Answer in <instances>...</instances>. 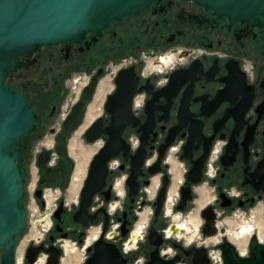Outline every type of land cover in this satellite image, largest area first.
I'll return each instance as SVG.
<instances>
[{
    "label": "flooded vegetation",
    "instance_id": "af4514ba",
    "mask_svg": "<svg viewBox=\"0 0 264 264\" xmlns=\"http://www.w3.org/2000/svg\"><path fill=\"white\" fill-rule=\"evenodd\" d=\"M255 18L231 21L192 0H154L139 12L110 21L99 32L86 31L80 40L42 44L28 57L18 55L20 64L15 71L7 72L4 84L33 108L32 131L43 133L63 109L67 117L94 77L97 82L90 99L85 100L77 129L96 97L100 101L94 120L102 117L107 125L112 114L105 104L116 92V77L121 70L131 69L132 73L127 71L126 75L134 77L135 82L131 79L121 89L118 100L121 113L125 112L124 102L130 101L131 113L138 122L123 131L131 155L146 132L145 157L135 173V195L129 196L126 183L131 159L119 154L111 160L112 165L109 162L107 184L94 198L90 213L105 207L106 230L101 212L87 226L73 220L79 193L76 201L68 204L60 196L59 203L63 201L64 206L60 219L52 215L41 240L27 241L21 264H28L27 255L47 264L50 252L46 250L53 251L59 239L64 244L68 240L74 245L69 239L77 241V252L78 248L84 252L77 264H83L101 235L119 249L126 264H169L172 260V264H195L193 252L201 247L206 249L208 264H213L207 240L215 235L203 234V210L211 206L214 224L221 231L220 219L234 210H248L264 197V184L258 183V189L252 184L254 174L264 175V26L259 23L264 18ZM103 81L107 87L98 96ZM58 127L60 132L62 125ZM169 137L172 139L156 165L159 148ZM25 144L22 138L24 162ZM199 161L200 181L194 184L187 181V174ZM155 166L158 171L150 174ZM165 177V199L156 216L154 203ZM186 186L190 187L191 199L179 209L181 188ZM172 187L170 209L166 201L170 203L167 198ZM37 189L43 195L46 186L38 182ZM42 195L37 198L40 204ZM146 206H150L149 212H145ZM151 227L161 236L159 244L148 239ZM93 233V240L88 241ZM30 246L33 248L29 250ZM37 246L43 249L34 250ZM154 251L158 257L152 258ZM63 255H59L58 264Z\"/></svg>",
    "mask_w": 264,
    "mask_h": 264
},
{
    "label": "water",
    "instance_id": "95a60500",
    "mask_svg": "<svg viewBox=\"0 0 264 264\" xmlns=\"http://www.w3.org/2000/svg\"><path fill=\"white\" fill-rule=\"evenodd\" d=\"M154 0H0V264H15V250L21 233L27 227V211L20 201L25 195V178L27 171L21 150V139L29 134L35 127V113L27 100L17 91L4 84L8 71H15L20 61L18 55L30 56L42 44H53L66 40H80L88 30L99 32L112 20H118L123 15L139 12ZM206 8L213 10L218 16L226 15L231 21L255 20L256 16L264 18V0H192ZM264 26V21L259 22ZM131 69L121 70L116 77V92L108 96L105 109L112 114L107 125L103 124V118L95 119L85 131L84 139L87 143H93L105 137V141L93 155L83 186L79 193L77 208L73 213V220L83 225L93 221L97 213L104 214L103 231L107 228L108 214L104 206L94 213H90L94 198L107 184L109 174L108 164L119 154L123 158L131 159L130 175L127 178L129 196L135 195V173L142 165L145 151L146 132L140 136L141 144L134 155L130 154L129 144L123 137V131L127 125H136L138 122L130 110V101L124 102L125 112L121 113L119 100L121 89L135 78L126 75ZM97 82L94 77L85 93L77 100L67 117L62 122V130L55 133L54 151L58 156L55 166L47 167L51 150L43 148L36 159V165L41 170L39 184L46 187L67 189L74 168V160L68 151V141L71 133L83 119L86 103L90 99L93 87ZM123 114V115H121ZM150 116V113H149ZM142 127H145L142 126ZM159 148V157L156 165L160 163L165 147ZM202 161L194 163L187 174V181L198 183L201 175ZM159 169L152 167L149 172L154 174ZM258 178L259 182L254 179ZM258 183L264 184L263 174H254L252 184L258 189ZM167 178L155 200V215L160 212L165 199ZM264 192V185H261ZM41 189H37L35 196L40 199ZM110 199V190L105 192V200ZM191 199L190 187L181 188V200L179 209ZM41 205L43 201L41 200ZM64 210L63 201L53 213L55 219H60ZM202 216L205 219L203 234L213 236L219 234L214 224L215 216L211 212V206L206 207ZM175 231V229H173ZM123 233H125L123 231ZM148 239L152 244H159L161 236L153 227L149 230ZM63 239H59L50 252L47 264H58L59 255L63 253ZM93 251L83 264H126L119 249L113 244L107 243L101 235L93 243ZM33 248L30 246L28 249ZM43 249L41 246L34 250ZM222 264H264V241H260L256 235L249 238L246 254H241L237 247L227 238H223L219 244ZM196 257L195 264H208L206 249L199 248L193 252ZM152 258L158 257L157 251L152 253ZM28 264L36 262L35 256L29 258ZM174 260L170 261L172 264Z\"/></svg>",
    "mask_w": 264,
    "mask_h": 264
},
{
    "label": "rangeland",
    "instance_id": "374dc122",
    "mask_svg": "<svg viewBox=\"0 0 264 264\" xmlns=\"http://www.w3.org/2000/svg\"><path fill=\"white\" fill-rule=\"evenodd\" d=\"M62 114H63V111H62ZM61 117H62V115L59 118L57 116L56 118L52 119L51 122L46 127V130L43 133L38 134V132H33L32 134L24 137V141L26 142L24 158H25V168H26V171H27V175H26V178H25V198L23 200V205L26 207L28 222H27V228L25 229V231L23 232V234L20 237V242H19L18 248H17L16 253H15L16 264H21L22 251H23V249H24V247H25L30 235L33 233L34 230H37V229L40 228L39 226H37L35 224L34 220L37 217H36V214L34 213V206L32 205V202H34V199L37 200V197L35 196V193H34L35 191H33V190L36 187L35 185L39 182L38 180H39L40 173H41V170L36 165V159H37V156H38L39 152L43 148L49 149V148H51V145H53V147L51 149H49V150H54L55 133L59 130L58 126L62 125ZM86 127L82 130L81 134L79 135V138H80V142H82L83 146H88V144L90 146V144L92 145V143H87L85 141V139H84V133H85ZM51 130H53L54 132H52ZM76 131L77 130H75L74 132H76ZM71 136H73V133H71L70 137ZM97 142H100V145L95 148V150L90 155L91 157H89V159H88L89 161L87 162V166H86V174H87V169L89 167V163H90L93 155L102 146V144L104 143V140H103V138H100V139L97 140ZM45 143H47V145H45ZM86 174H85V176H86ZM85 176H84V179H85ZM84 179H83V182H84ZM83 182H82V185L80 187V190H81V188L83 186ZM53 190H54V188H53ZM80 190H79V193H80ZM173 191H174V188L172 187L170 195H172ZM58 192L66 193L64 190H60ZM49 194L53 198L52 193H49ZM209 197L211 198L210 195H209ZM196 199L198 200V197ZM37 202H38L37 205L40 206V200L39 201L37 200ZM58 204H59V201H57L56 205L58 206ZM192 206H194V208L196 209L197 204L194 203V204H192ZM261 206L264 207V197L255 206L251 207L250 209H248V210H238V211L234 210L232 213H229L226 216H224V219H223L224 221L220 219V221H221L220 222L221 223L220 224L221 231H220L219 234L211 237V238H215V240H217V242L214 241V242L210 243L209 245H207V246H209L211 251L212 250H214V251L217 250L216 246L221 241V239H222L221 237L224 235V233H225V237L228 239V236L230 235V233L235 232V231L239 232L241 230L240 225H242L243 221L245 222L244 225L249 224V225L253 226V228H254L253 231L255 233L254 235L257 236L256 233L260 232L259 233V237H261V239L264 240V210L261 212V216L263 215L262 216L263 219L260 218L261 217L260 216V212L258 211ZM69 207H72V204ZM261 210H262V208H261ZM149 211H150V206H146L145 212H149ZM52 215L53 214L51 213V217H50L51 218V222H52ZM238 216H240V217H238ZM196 221L198 223V222H200V219L197 218ZM258 222L261 223L262 226H263V228L260 229V230H259L258 225H257ZM45 225H48V222ZM194 232H195V230H194ZM192 237H194V236H192ZM249 238H250V236L245 241L246 242V245H245L246 251L245 252H247V246H248ZM69 240H70L71 243H74L75 247L78 246V245H76L77 244L76 240H73V239H69ZM240 250H242V249H240ZM78 252L80 253L81 257H84V252L82 250H79V248H78ZM0 261H1V254H0Z\"/></svg>",
    "mask_w": 264,
    "mask_h": 264
},
{
    "label": "bare ground",
    "instance_id": "6f19581e",
    "mask_svg": "<svg viewBox=\"0 0 264 264\" xmlns=\"http://www.w3.org/2000/svg\"><path fill=\"white\" fill-rule=\"evenodd\" d=\"M106 84L103 81L100 84L99 87V94L98 96H100V94L102 93V91L104 90V88H106ZM100 101V98L96 97L93 102L89 105V108L86 112L83 124L77 129L76 132H73V136L70 137L69 141H68V151L69 154L71 156V158L74 160V168H73V172L71 174V178H70V183L69 186L67 187V189H65L64 191L66 193H61L58 192L61 189H52V190H47L46 194L44 196V201H45V209L50 210V208L52 206H54L57 201H59L60 196L62 195L64 197V203L68 204L71 202H75L77 199V195L79 193L80 187L82 185L84 176L86 174V166H87V162L89 161V157H91V153L95 150V148L97 146L100 145V142H94L92 143V145L88 144V146H83L82 142H80V138L79 135L81 134L82 130L95 118L96 114H97V109L96 106L98 104V102ZM65 113H66V109H63V114H62V121L65 117ZM45 145H47V143H45ZM53 147V145H51V148ZM49 148V149H51ZM36 181V180H35ZM35 189L37 188V184L35 185ZM58 190V191H57ZM52 193V196L49 194ZM56 193V194H55ZM61 194V195H60ZM171 196V197H170ZM168 196L167 200L170 198V203L168 201H166V204H169L170 209L173 205V201H174V195L172 193V195ZM203 198H206V194L202 195ZM36 204H38L37 200H35V202H32V205L34 206V213L37 214L36 215V219L35 224L37 226H39L40 228L37 230H34L33 233L30 235L29 239H28V243H37L41 240L42 236L44 235V233L48 230L50 223H51V218H49V214L46 213L45 215H40L41 213L39 212V209L36 207ZM167 208V205H166ZM260 212V216H261V208L258 210ZM48 222V225H45ZM260 222V221H259ZM258 222V228L259 230L263 228L262 224ZM244 221L242 222V225H240L241 230L235 231L230 233V235L228 236V239L231 243H233L238 251L243 254L246 251V240L249 236L255 234L254 233V228L252 225H244ZM229 232V231H228ZM227 232V233H228ZM260 233V232H259ZM259 233L257 232V237L260 239L261 237H259ZM225 237V235H223ZM227 236V235H226ZM94 237V233L91 234L87 240L91 241L93 240ZM35 240H38L37 242ZM261 240V239H260ZM208 243H212L214 241L217 242V240H215V238H210L207 240ZM242 249V250H240ZM63 257L61 259V263L60 264H77L80 261L81 255L77 252L75 246L73 244H70L68 241L65 242L64 247H63ZM212 259H215L214 257H212ZM213 261V260H212ZM41 263V258L35 263V264H40Z\"/></svg>",
    "mask_w": 264,
    "mask_h": 264
},
{
    "label": "built area",
    "instance_id": "2783aa9c",
    "mask_svg": "<svg viewBox=\"0 0 264 264\" xmlns=\"http://www.w3.org/2000/svg\"><path fill=\"white\" fill-rule=\"evenodd\" d=\"M57 162H58V156H57V154L55 153V151L54 150H51V155H50V159L48 160V162L46 163V166L47 167H52V166H55L56 164H57ZM114 163V161H111L110 162V165H112ZM59 189V188H57V187H46V189H44L43 190V195H42V200H43V205H41L40 204V206H38L36 203H35V205L37 206V208L39 209V212L41 213L40 215H45L46 213H48L49 214V218L51 217V213L53 214L54 213V211L56 210V208L58 207L56 204L54 205V206H52L51 208H50V210H48L47 211V209H45V201H44V196H45V194H46V191L49 189V190H52V189ZM33 191H36L35 190V188H34V190ZM35 193V192H34ZM34 202H35V199H34ZM93 208V207H92ZM51 212V213H50ZM37 215V214H36ZM261 239V238H260ZM259 239V240H260ZM36 242L38 241V240H35ZM260 241H264L263 239H261ZM243 254H246V252L245 253H243ZM210 255H211V257H214L215 259H212L213 260V264H222V257H221V251H220V249L219 248H217V250H212L211 252H210Z\"/></svg>",
    "mask_w": 264,
    "mask_h": 264
},
{
    "label": "trees",
    "instance_id": "16d2710c",
    "mask_svg": "<svg viewBox=\"0 0 264 264\" xmlns=\"http://www.w3.org/2000/svg\"><path fill=\"white\" fill-rule=\"evenodd\" d=\"M33 132H34V131H31L29 134L24 135L23 138H24L25 136H28V135L32 134ZM24 164H25V162H24ZM24 198H25V195H24ZM24 198L20 201V204H23V200H24Z\"/></svg>",
    "mask_w": 264,
    "mask_h": 264
}]
</instances>
